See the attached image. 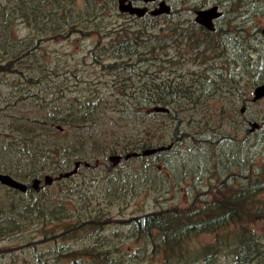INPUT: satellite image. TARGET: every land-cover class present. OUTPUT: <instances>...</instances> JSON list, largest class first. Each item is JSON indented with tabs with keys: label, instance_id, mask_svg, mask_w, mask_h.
<instances>
[{
	"label": "trees",
	"instance_id": "1",
	"mask_svg": "<svg viewBox=\"0 0 264 264\" xmlns=\"http://www.w3.org/2000/svg\"><path fill=\"white\" fill-rule=\"evenodd\" d=\"M104 11L118 13L114 0L0 1V78L21 80L26 85L22 98L30 99L36 109L33 117L9 121L0 128V174L26 186L45 175L53 178L51 185H41L38 192L27 189L23 194L0 185V242L20 237L18 252L27 249L38 264L53 263L57 258H64L67 264H83L82 258L90 264H120L116 261L122 256L120 249L104 236L112 229L111 237L126 232L127 239L162 249L164 264H215L221 257L228 259V264H264V233L255 228L264 222V168L240 176V180L233 172H226L223 179L214 171L208 175L212 181L208 179L205 190H194L187 205L157 209L155 205L154 210L125 216L128 202L140 193L136 180L153 170L159 175L152 163L162 151L139 155L153 148L145 139L153 134L146 121L156 120L154 117L174 121L167 138L180 143L192 140L189 130L177 129L182 122L171 116L173 105L185 102L177 107L191 110L204 96L206 84L214 88L205 96L231 88L209 79L210 74L221 76L217 68L212 73L180 72L189 64L204 65L203 56L211 49L187 39L184 21L173 20L170 15L161 20L149 16L142 24L113 27L104 20ZM118 16L142 20L146 15ZM161 25L163 28L157 29ZM75 35L81 37L78 42L90 39L82 60L87 59L99 75L89 82L73 75V90L49 78L56 75L58 64L44 47ZM164 69L165 76H160ZM154 106L165 107L168 112L153 113ZM98 127L110 128L112 140L98 135ZM114 127L123 133H115ZM124 129L134 134L126 136ZM132 153L138 156L124 159ZM106 156H117V161L123 162L139 158L142 171L135 175L132 170L121 172V167L114 169L109 161L111 166L105 164ZM76 162L89 175L83 173L78 183L73 181L74 175L55 180ZM94 163L103 164L98 180L92 175ZM98 183L102 189L99 196L107 206L100 202L91 206L95 193L89 186ZM79 185L80 190L75 191ZM75 193L77 200L73 199ZM122 226L129 230L121 231ZM27 233L35 236L25 238ZM100 233L101 238L96 239ZM204 235L212 236L213 241L197 249L188 247L190 239ZM84 236L96 243L68 252L56 245ZM104 242L107 244L103 246ZM45 244L56 249L44 250ZM17 249H0V259Z\"/></svg>",
	"mask_w": 264,
	"mask_h": 264
},
{
	"label": "rangeland",
	"instance_id": "2",
	"mask_svg": "<svg viewBox=\"0 0 264 264\" xmlns=\"http://www.w3.org/2000/svg\"><path fill=\"white\" fill-rule=\"evenodd\" d=\"M0 1L3 2L4 0ZM158 1H163L169 7V13L174 15L173 20H182L184 22L186 20L187 22H191L189 14L190 8L200 4L202 1L206 4L210 0H156L155 3L147 5L146 7L149 10L154 9ZM248 1L250 2L237 5L240 18H242L241 23L259 24V28L264 31V0H245V2ZM114 3L116 9V0H114ZM138 6L144 5L140 4ZM104 16V20L110 22L113 27L122 24L134 26L137 23L142 24L143 21L148 22L150 18L146 15L142 20H137L126 16H118L117 12L115 14L109 13L108 11H104ZM162 16L164 15L159 16L158 20H161ZM249 27V25H246L245 29ZM160 28H163V25L159 28L157 27V29ZM80 38L78 35H75L69 40H55L54 43L46 44L44 47V51L48 53L50 59L58 64L56 75L53 77L49 76V78L52 81L61 82L73 90H75L73 86L75 78L73 75L79 80L87 82L95 78L96 75H99L91 67L87 59L82 60L84 58L83 52H86L90 47V39L87 38L78 42ZM263 47L264 45H258L254 42L250 43L249 46H243L239 54L240 60L243 62H246V60L247 62H254L251 67L258 68L260 62L264 61L257 60L256 55L251 52L247 55L244 51L263 49ZM182 53L184 54V52ZM212 53V51L206 52L204 55L205 60L203 61L204 65L189 64L180 70V72L186 75L187 73H202L208 70V73H212L211 71L217 68L223 74L220 77H215L210 74L209 79L220 83L221 86L228 85L231 89L229 91L225 89L220 90L219 93L216 92L211 96H205L211 93L214 88L213 84H206L204 96L198 99V104L191 110L182 111V107H177L178 104H186L185 102L173 105L170 112L171 116H177L180 122H182L178 125L177 129L179 131L184 128L189 130L193 133L194 138L192 140L180 143L167 138L168 133L174 128V121L169 123L167 119L161 117H154L153 119L156 118V120L149 119L150 121H146V123L150 124L147 129H150L153 134L148 135L145 139L152 143V149H159L157 151L158 153L156 152L157 155L162 151V155L157 159L153 158L154 162L152 163L156 166L157 171H159V175L155 174L153 170L147 175L140 177V180H136V183L140 186V193L128 202L129 208L126 209L127 214H125L127 218L139 215L141 212H145V210H154L155 205H157L156 209L171 205L180 207L187 205L193 196L194 190H205L204 185L210 179L208 175L214 171L220 174L218 176L221 178L225 177L226 172H233L234 177L238 178L236 180H240V176H249L264 168V99L256 101L255 103L250 101L252 88L255 84L264 81V77L257 78L256 72L250 77L248 75L244 76L245 66H241L240 61L239 65L241 67L237 69L234 65L229 67L222 66L219 60H208ZM262 54H264V50ZM230 59H232L231 55ZM165 72L166 69L159 71V75L165 76ZM25 88L26 85L21 80L16 82L12 76L0 78V128L9 121L31 118L36 114V109L31 107V100L27 97L22 98V96H26ZM31 90L35 92V89ZM241 109H244L243 113H240ZM247 122L257 123L259 129L253 133L248 132ZM113 130L118 134L123 133V130L116 127ZM96 131L99 133L98 135L105 137L107 140L109 138L112 140L113 138L110 137L111 133L108 127H98ZM124 133L126 136L134 134L129 129H124ZM163 150L167 151L163 152ZM105 164L112 165L108 162V156L105 158ZM97 165L99 168L94 169ZM102 165V163H94L91 169L92 175L96 176L95 178L97 180L102 176L100 169ZM141 166L142 161L139 158H135L125 162L123 160L116 161L111 167L114 169L115 167H121V169H118L121 172L132 170L130 173L135 175L142 171ZM78 172L81 174H77ZM77 173L72 177L73 181L77 183L80 182L83 173L89 175V173L84 171L83 166L79 167ZM99 184L89 186V189L95 193V200L91 206L97 202L106 204V200L102 196H99V193L102 191ZM81 185L74 190H80ZM143 185L145 190L142 187ZM192 185H194V189H192ZM125 194L127 196L129 195L128 190ZM58 196L62 198L60 195ZM73 199H78L77 193L74 194ZM154 200H156V204ZM255 228L257 232L264 233V222L256 225ZM125 230H129V227L122 226L121 231ZM112 233V229L105 232V240L114 241L120 249L119 254H122V256H118V252L113 253L115 256H118L116 261L120 264H164L162 249H153L150 245L144 244L142 240L136 242L133 239H127L125 237L127 235L126 232L121 234L115 233L111 237ZM101 234L96 235L95 238H101ZM34 236V234L28 233L24 235L25 238ZM91 238L90 236H84L56 245H60L65 252L80 251L96 243ZM212 241V236L204 235L192 241L190 239L188 247L190 249H197L196 247L199 245L208 244ZM20 242V237L10 241H2L0 242V249H17L21 246ZM106 244L107 242H104L103 246ZM42 247L44 250L50 251L53 248L54 250L56 249L51 244H45ZM76 257L79 259L82 258L80 255H76ZM81 260L83 264H90L87 258H82ZM229 262L228 259L221 257L215 264H228ZM67 263L69 262L65 261L64 258L62 260L57 258L56 262H46L45 264ZM0 264L38 263L35 262V257L30 251L26 249L25 252H18L17 249L12 254H5L0 259Z\"/></svg>",
	"mask_w": 264,
	"mask_h": 264
},
{
	"label": "flooded vegetation",
	"instance_id": "3",
	"mask_svg": "<svg viewBox=\"0 0 264 264\" xmlns=\"http://www.w3.org/2000/svg\"><path fill=\"white\" fill-rule=\"evenodd\" d=\"M128 1H130L133 5H140V3H136L134 0ZM249 2L250 1L245 2V0H210L205 4V2L202 1L200 2V4L190 8L189 14L191 22H187L185 20L184 24L186 25L184 27H186L187 39L193 42L199 41L198 44H204L207 48L211 46L210 50H206V52H213L208 60H219L222 66L229 67L231 65H234L237 69H239L241 66H245L244 76L248 75L250 77L253 73L256 72V77L261 78L264 77V62H260L258 68H252L251 66L254 62H247L246 58V62H243L240 60L239 55L243 46H249V44L252 42L257 43L258 45H264V31L259 28V24L241 23L242 18H240V13L238 10L239 8L237 5L240 3ZM211 8H215L218 16L210 19L209 24L211 26V29H207L202 25L196 23L195 18L197 12L210 10ZM212 13L214 14V12ZM168 14L172 16V18L174 17V15H172L171 13ZM246 25H249L250 27L248 29H245ZM263 50L264 47L263 49H251V51L244 52H246L247 55H249V53L251 52L252 54L257 56V60L264 61V54H262ZM230 55L232 59H230ZM203 59H205V56H203ZM239 61L242 64L241 66L239 65ZM218 72L221 75L223 74L219 70ZM263 84L264 81L255 84L252 88V92L256 87ZM242 110L244 111V109ZM243 111L240 113H243ZM250 123L254 122H247L248 132H250ZM258 129L259 125L250 133H253Z\"/></svg>",
	"mask_w": 264,
	"mask_h": 264
},
{
	"label": "water",
	"instance_id": "4",
	"mask_svg": "<svg viewBox=\"0 0 264 264\" xmlns=\"http://www.w3.org/2000/svg\"><path fill=\"white\" fill-rule=\"evenodd\" d=\"M136 3H140L144 6H137V5H133L130 1L128 0H116V9L118 11V13L120 14H127L128 16H133L136 18H142L144 15L148 14V16L150 17H157L160 15H165L169 13V7L163 2V1H158L156 8L154 9H148L145 5H150L154 2H156V0H134ZM214 12V14L212 13ZM218 16L215 8H211L210 10H206V11H200L197 12L196 14V18H195V22L202 25L203 27L207 28V29H211L210 26V19L213 17ZM264 98V84L260 85L258 87H256L253 92H252V98L251 101L255 102L259 99ZM151 111L153 113H167L168 109L165 107H161V106H154L151 108ZM243 110L241 109L240 112H242ZM257 124L254 123H250L249 127H250V132L257 128ZM157 151H159V149H148V150H144L143 152H141L139 155L142 156H149L152 155L154 153H156ZM138 156V153H132V154H127L124 159H128L129 157H136ZM119 159V157L117 156H111L108 157V161L111 162L113 165L115 164L114 162L117 161ZM80 163L76 162L73 165V168L65 173L59 174L55 177L56 181H59L61 179H66L68 177H71L73 175H75L77 168L79 167ZM85 167L88 166L87 163L83 164ZM53 181V178L45 175L42 178V183L41 180L35 178L32 179L30 184L28 186H26L24 183L18 182L14 179H12L11 177H9L8 175L5 174H0V185L5 186L9 189L12 190H16L20 193H25L27 191V189H30L34 192H38L39 191V187L41 185L44 186H49L51 185Z\"/></svg>",
	"mask_w": 264,
	"mask_h": 264
}]
</instances>
